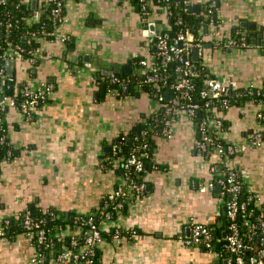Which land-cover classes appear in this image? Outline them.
Instances as JSON below:
<instances>
[{"label": "crops", "instance_id": "0c3cea01", "mask_svg": "<svg viewBox=\"0 0 264 264\" xmlns=\"http://www.w3.org/2000/svg\"><path fill=\"white\" fill-rule=\"evenodd\" d=\"M207 2L216 9L218 23L210 20L205 27L198 53L202 64L212 76L229 79L239 90L262 88L264 0H191L195 6ZM24 4L35 20L47 7L46 0H24ZM140 10L141 3L135 0H67V21L55 37L43 40L35 62L11 59L10 73L8 59L0 57L11 84L8 93L19 95L27 83L54 86L45 105L30 118L14 109L6 120L18 153L0 165V228L5 219H18L30 207L67 217L96 212L122 181L114 146L121 137L139 132L156 104L136 87L120 97L103 90V85L108 88L117 77L107 75L116 64L127 73L133 69V65L127 68L129 62L150 53L142 34L145 25L160 30L168 22L159 12L146 21ZM236 31L247 38L246 47L214 43L215 36ZM64 37L68 40H61ZM214 112L224 122L221 137L227 143L240 147L257 129L264 136V117H258L259 112L264 115V105L241 100ZM198 138L197 122L185 118L178 121L171 138L154 137L147 189L129 199L112 221L133 233L118 241L112 236L113 223L104 225V240L98 247L103 264H224L226 258L218 253L183 241L192 236L195 222L221 227L226 211L218 190L200 191L199 184L208 185L225 169L220 158L200 154ZM230 164L246 195L264 209V144L238 151ZM37 251L25 232L0 236V264H32Z\"/></svg>", "mask_w": 264, "mask_h": 264}, {"label": "built area", "instance_id": "2783aa9c", "mask_svg": "<svg viewBox=\"0 0 264 264\" xmlns=\"http://www.w3.org/2000/svg\"><path fill=\"white\" fill-rule=\"evenodd\" d=\"M5 0H0L3 3ZM143 19L147 21L149 16L156 12V10H146L150 4L149 0H140ZM186 3H191V0H186ZM24 0H18V5L23 4ZM47 7L52 4V17L62 23L67 21L65 14V4L62 0H46ZM215 4L214 2L212 3ZM211 8V5L209 6ZM45 9V11H46ZM211 10H205V12ZM169 17L173 14L171 10L159 11ZM211 21L213 19H210ZM210 20L208 24L210 23ZM10 26V24H8ZM60 26L52 31L51 35L56 36V31ZM143 37L147 42V47L150 48V53L140 58V64L143 67L141 74L146 76L142 83L136 84L139 91L145 92L142 88L145 84L149 85L152 92V99L155 101L156 107L150 115L143 121L142 127L137 132L134 139L120 138L114 146V155L117 156L121 151V144L127 140L132 145L137 139L142 137L144 141L148 135L154 137L162 136L171 138L175 132V126L182 118L188 120H195L198 112H205V115L197 122L198 127V142L197 149L205 158L212 157L214 152L222 161L224 167L223 173L211 181L208 185L199 184L200 191L215 190L218 187L219 194L225 204L227 216L230 223L226 229V249L229 256L225 259L224 264H264V209H261L259 226L262 235L261 247L256 256L246 258L245 252L252 249L250 243L251 236L245 238L240 233V224H242L248 234L255 230L256 223L250 217L251 214L247 210L248 203L251 201V196L246 195L245 200H241V194L244 189L239 173L232 168L230 161L232 156L240 150H246L250 147H260L264 144V136L261 129L253 132L250 140L240 147L222 140L221 131L224 128V122L218 117L215 112L214 103H218L220 108H227L233 101L240 100H259V104L263 105L264 101V85L262 88H245L243 90L237 89L233 83L227 78H217L212 76L207 70L206 66L199 62V67L196 66L193 58L194 48L202 50L205 40L197 38L190 29L180 30L176 32L175 37L169 40L167 32L156 29L150 30V26L145 25L142 32ZM31 35L36 37V32H31ZM61 40L66 41L68 38L64 37ZM214 43L217 46L229 47H246L248 45L247 38L236 31L235 34H224L222 37L215 36ZM225 44V45H224ZM157 49L155 57L151 55V47ZM25 48L22 45L10 46L5 50L3 59H25ZM170 55L172 60L176 62V76L173 82L169 85L167 81H161L160 73L166 71L165 57ZM41 56V48L35 49L29 60L35 62ZM152 57V58H151ZM6 72L0 69V78L6 79ZM192 77H201L204 79V85L200 91L193 95L194 87L191 84ZM110 83L117 84V87H108L113 95H124L130 89V79L121 78L119 76L110 80ZM169 86V87H168ZM171 89L174 94L170 101L165 102V94L167 89ZM54 90L52 83H41L33 85L31 83L24 84L21 92V97L8 93L4 87L0 86V125L5 123V112L9 108L18 109L24 116L30 118L36 110L45 105L48 98ZM185 100L187 103L183 104L180 101ZM209 114H206V113ZM258 117L263 119L262 112L258 113ZM1 137L4 142L6 135L5 131ZM146 142V141H145ZM224 142V143H223ZM141 146L147 148L148 143L134 146L131 148L127 157L118 158L121 161L123 168V178L118 184L116 190L107 197L105 204L96 212L77 214L74 219V230L69 233L70 247H61L53 257V262L56 264H94V256L97 253L98 247L104 240V225L106 223H113V214L121 213L124 209L125 201L135 199L142 196L147 189L146 180H136L133 173H145L144 157L148 156L147 152L140 153ZM8 156L14 157L12 150L8 151ZM51 219L55 218L53 210L45 211ZM18 219H21L25 226V233L37 238L34 241L36 246H43L45 249H54L57 244H64L63 235L60 233L62 228L57 227L56 232H51L45 227L43 219L35 221L29 209H25L19 214ZM111 222V223H110ZM11 225L10 219H5L3 226L0 228V236H7L6 229ZM112 236L121 241V239L131 235L133 230L125 229L120 223L111 224ZM219 240V238H217ZM188 246H198L205 248L208 252H213L214 237L212 230L208 225L203 223H193L192 236L183 240ZM44 253L37 251L35 257L32 258V264H45L49 261Z\"/></svg>", "mask_w": 264, "mask_h": 264}, {"label": "trees", "instance_id": "16d2710c", "mask_svg": "<svg viewBox=\"0 0 264 264\" xmlns=\"http://www.w3.org/2000/svg\"><path fill=\"white\" fill-rule=\"evenodd\" d=\"M64 4L67 2V0H62ZM137 2H140V0H135ZM150 4L147 6L146 10H150L151 8L158 9L156 12L162 11V10H171L173 14L169 17V20L167 22V26H163L160 30H163L164 32L168 33L169 40L173 39L175 37L176 32L180 30H185V29H190L197 38H205L206 32H205V27L207 26L208 22L210 19H213L216 23H218L217 16L214 14L216 9L212 8L211 11L205 12V10H211L209 7V2L203 4L202 6H195L193 3H186V0H149ZM52 4L46 9L44 14L40 17V19H32V16L30 14V10L27 8L26 4H20L18 5V0H5L3 3H0V57L4 55L5 50H7L10 46H16V45H22L25 48L24 52V58L28 59L31 57L32 52L35 49L41 48L42 43L44 39H50L53 38L51 35L52 31H54L56 28L60 26V22H58L56 19L52 17ZM142 7V6H141ZM143 10V9H142ZM140 10V16L141 18L143 17V11ZM155 12V13H156ZM216 18H214V17ZM10 24V26H8ZM236 29V28H235ZM36 32V37L31 35V32ZM151 55L152 57H155L157 54V49L152 46L151 47ZM151 57V58H152ZM165 62H166V71L160 73V78L161 81H167L168 84L170 85L175 76H176V62H174L171 58L170 55H167L165 57ZM201 62H196L195 64L197 67H199ZM3 68L0 65V69ZM143 67L140 64V58H136L134 60L133 64V69L130 74L127 73H122L120 75H117L121 78H128L130 79V89L127 90V92L124 95H119L120 97L125 96L129 94L131 89L138 83H142L145 79L146 76L141 74V71ZM191 84L194 87L193 90V95H196L200 89L204 85V79L201 77H192L191 78ZM0 86L4 87V89L8 92V81L7 79H1L0 78ZM108 87H117L120 88L119 85L117 84H112L108 82ZM169 87V86H168ZM147 95L151 97L152 95V88L145 84L144 87L142 88ZM21 94V93H20ZM17 95L21 97V95ZM174 92L171 89H167V92L165 94V102L170 101L172 98ZM263 101H264V97ZM247 100V99H246ZM249 101H252L249 99ZM181 103H187L185 100H181ZM240 101H233L230 105L237 104L239 105ZM255 105H260L259 100H253ZM214 107L217 109H222L220 108L217 102L214 103ZM229 105V106H230ZM264 105V103H263ZM262 105V106H263ZM15 108H9L5 112V123L1 126L0 125V165L6 161L12 159L10 156H8V151L12 150L13 155L16 156L17 149L14 147V145L11 142V139L9 138V131H8V122L6 120H9V115L11 112L14 111ZM206 114H209L208 112ZM205 115V112H198L196 114L195 120L198 121L200 120L201 117ZM143 124V122H142ZM142 124L139 125V129L142 127ZM5 131V141H1V137L3 136V132ZM137 134L136 132L131 133L129 136L134 139ZM122 138V137H121ZM128 138V137H124ZM146 142L142 137L137 139L132 145L128 144V141L125 140L121 144V151L118 153L117 158H125L128 156V154L131 151V148L134 146H139L141 144L148 143L149 146L147 148H143L141 146L140 153L147 152L148 156L144 157L145 160V169H146V174L145 173H133V177L136 180H147V174L152 170L153 167V145H154V138L153 136L150 135L145 138ZM224 141V139L222 138ZM224 143V142H223ZM211 156L217 157V155L212 152ZM233 157V156H232ZM1 167V166H0ZM147 182V181H146ZM218 190V187L215 189ZM108 197V196H107ZM106 197V200H107ZM246 199V193H245V188L242 191L241 194V200ZM127 201H125L126 203ZM124 205V209H125ZM31 211L32 217L34 218L35 221H39L43 219V222L46 228H48L51 232H56L55 230L57 227H61V234L63 235L64 239V244H57L54 249L48 250L45 249L43 246H37V250L41 253H44L47 257V261L53 260L54 255L56 252L63 246H69L70 247V240H69V233L74 230V219L73 217H67L64 214H61L54 210L55 212V218L51 219L50 216L47 215L45 211H40L34 207L27 208ZM247 210L251 214V218L253 222L256 223L255 230L252 231L251 233L248 234L246 228L240 224V233L243 235L245 238H247L248 235L251 236V245L252 249L249 251L245 252L246 258H250L251 256H256L258 250L261 247V239L262 235L260 233V226H259V219H260V213L261 209L257 208L253 201H250L248 203ZM76 216V215H75ZM114 217L117 216V213L113 214ZM223 223L221 227H216L215 225H208V227L212 230V234L214 237V244L212 247V250L214 253H218L221 257L227 258L229 256L228 251L225 247L226 245V238L224 237L223 230H226L230 220L227 216V212H224L223 215ZM25 231V226L22 222L21 219H13L11 220V225L9 228L6 229V234L9 236H13L19 232H24ZM105 235V233H104ZM37 238V236H34V240ZM219 238V240H217ZM61 246V247H60ZM94 264H103L102 260L99 257L98 249L97 253L94 256Z\"/></svg>", "mask_w": 264, "mask_h": 264}, {"label": "water", "instance_id": "95a60500", "mask_svg": "<svg viewBox=\"0 0 264 264\" xmlns=\"http://www.w3.org/2000/svg\"><path fill=\"white\" fill-rule=\"evenodd\" d=\"M242 26L247 27L248 24H247L246 22H243V23H242ZM150 30H152V31H155V30H156L154 24H151V25H150ZM198 53H199V49H198V48H194V50H193V58H194V60H195L196 62L200 61V56H199ZM6 63H7V66H8V70H9V72L12 73L13 60L8 59ZM130 67H131V63L129 62L128 65H127V68H130ZM121 73H123V70H120L119 66L116 64V65L114 66V69L111 70L110 72H108L107 75L110 77V76H113L114 74L120 75ZM130 73H131V71L128 70V71H127V74H130ZM10 87H11V84H8V88H10ZM106 89H107V85L104 84V85H103V90H106ZM101 94L104 95L105 92H101ZM130 143H131V142L129 141L128 144H130ZM224 237H226V232H224ZM224 263H225V261H224Z\"/></svg>", "mask_w": 264, "mask_h": 264}, {"label": "flooded vegetation", "instance_id": "af4514ba", "mask_svg": "<svg viewBox=\"0 0 264 264\" xmlns=\"http://www.w3.org/2000/svg\"><path fill=\"white\" fill-rule=\"evenodd\" d=\"M130 63H131V66H132V65H133V64H132V61H131ZM133 63H134V62H133Z\"/></svg>", "mask_w": 264, "mask_h": 264}]
</instances>
